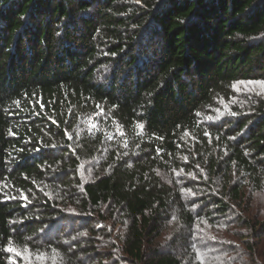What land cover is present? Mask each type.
<instances>
[{
  "label": "trees",
  "instance_id": "16d2710c",
  "mask_svg": "<svg viewBox=\"0 0 264 264\" xmlns=\"http://www.w3.org/2000/svg\"><path fill=\"white\" fill-rule=\"evenodd\" d=\"M244 82L264 83V0H0V264L101 255L53 230L70 208L84 226L119 221L127 264H183L172 250L186 236L198 255L223 249L197 240L201 215L246 231L223 264H264V209L250 210L264 191V97L241 103Z\"/></svg>",
  "mask_w": 264,
  "mask_h": 264
},
{
  "label": "rangeland",
  "instance_id": "374dc122",
  "mask_svg": "<svg viewBox=\"0 0 264 264\" xmlns=\"http://www.w3.org/2000/svg\"><path fill=\"white\" fill-rule=\"evenodd\" d=\"M234 91L235 94L237 95L238 98H242V102L243 104H245L246 106L251 105L250 103L255 101V100H259L261 99V97H264V83H257V82H244V83H239L236 84L234 87ZM96 166V167H95ZM98 164H95L93 166H87L85 169H81V171L79 172V174L81 175V178L83 181H85V179H91L93 175H97L99 173V170L97 168ZM183 177L190 178L191 179V175H186L183 174ZM236 178L238 179H243L241 176L236 175ZM246 184L248 183V181H244ZM243 184V183H242ZM248 187V185H247ZM246 187V189H247ZM187 193H189V191H187ZM252 200L250 203V210L254 213H260L258 212L260 209H264V191L263 192H255L252 194ZM196 197H194L196 200L199 199L201 196L197 197L198 195L195 194ZM202 204H196V207L194 209H198L197 211H199V208H202ZM104 210V214L106 216V218L110 217L113 218L114 213H111L108 210V208L104 205L103 209ZM70 213L68 212V214H73V215H68L67 213L64 214V216H62L61 218H59L57 221V223L54 226V231L58 234V236L62 239L63 238V242L64 243H71V241H79L81 239H86L87 236L88 238L90 237L89 240H87V242L93 243L95 248H98L101 252V255L105 254L106 256H101L96 254L95 252H87V254H81L80 255V259L83 260L82 263L85 264H127L126 262H124L121 258V251H120V247H119V243H120V237H121V233L119 230V227L121 226L119 221H115L113 222L112 220H110L109 222H104V221H100V218L98 215H94L92 217L89 216V220L88 222L91 221V219H93V222L95 224V226H92L90 223H86V226L83 225V223L78 222L77 219H74V217L76 215H79V210L75 209V208H70ZM264 214V213H263ZM104 216V217H105ZM229 216H231V218H233L235 221L239 220V217L237 215H235L234 213L230 214ZM72 217V218H70ZM80 218V217H79ZM207 217H205V215H201V217L198 218V222H197V240L200 237H204V236H214L215 240H218L217 242H221L223 241L225 244L222 246L223 249H221V246L219 247V244H215V249L214 252H212L209 248H208V244H204L203 247H205L204 251H200V254L198 255V249L195 246V252L193 249V245L192 248H189V242H191V239H187L188 236H186L184 239L186 240L187 243H182L181 241L178 244V248L174 251L172 250V252H174L175 254H178L180 259L183 261V264H223L222 261H224V254L223 252L229 250V248L227 247V243L230 246H233L235 248L240 247L242 245V238H244V234H245V230L242 228H235V223L233 222V220H231L229 217L225 216L224 219H221V217H216L214 222H210L209 220H206ZM103 218H101L102 220ZM169 222V226H168V230L166 233H164V235L162 236V239H160L159 241V245L160 247H162L163 251H168L172 249V245L173 243L172 241V236L176 233V230L178 229V226L176 225V223L179 222V219L177 218V215L174 214L172 215ZM106 227L107 231H104L103 233H99L96 236L94 235V231L92 230L94 227H96L95 229H100L102 227ZM180 230V228H179ZM263 233V232H262ZM86 234V235H85ZM263 237L260 238V241L262 243V252L264 253V235H262ZM224 237V238H221ZM171 240V241H170ZM190 240V241H189ZM87 242H85L84 244H86ZM110 245L112 244L113 248L112 249H103L106 248L105 244L109 243ZM88 248V247H87ZM87 248H85L84 250H86ZM202 248V246L200 247V249ZM242 248V246H241ZM194 253H197L194 254ZM215 253V254H214ZM206 255L207 260H204V255ZM223 254V255H222ZM87 255V256H85ZM216 258V260L214 259L213 261H211V259ZM264 258V255H261V258ZM22 260L26 263V264H53L56 261L58 262L60 260V255L55 252L53 253H45L42 255H38L32 251H28V252H23L22 253ZM121 260V261H120ZM203 260V261H201ZM120 261V262H119ZM261 264L263 263V260L259 261ZM24 264V263H23ZM129 264V263H128ZM241 264H258L257 259L255 258H251L250 256H246V258L242 259V263Z\"/></svg>",
  "mask_w": 264,
  "mask_h": 264
},
{
  "label": "snow or ice",
  "instance_id": "6c2138e0",
  "mask_svg": "<svg viewBox=\"0 0 264 264\" xmlns=\"http://www.w3.org/2000/svg\"><path fill=\"white\" fill-rule=\"evenodd\" d=\"M24 199H27V197L25 196V197H24ZM85 235H86V234H85ZM8 251H10V252H13V251H14V249H12V248H9V249H8ZM16 255H20V253H19V252H16Z\"/></svg>",
  "mask_w": 264,
  "mask_h": 264
}]
</instances>
